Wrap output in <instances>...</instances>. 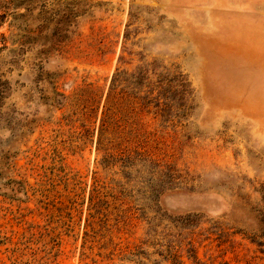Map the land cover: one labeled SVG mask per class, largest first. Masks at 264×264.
I'll list each match as a JSON object with an SVG mask.
<instances>
[{
    "label": "rangeland",
    "instance_id": "obj_1",
    "mask_svg": "<svg viewBox=\"0 0 264 264\" xmlns=\"http://www.w3.org/2000/svg\"><path fill=\"white\" fill-rule=\"evenodd\" d=\"M263 218L264 0H0V264H264Z\"/></svg>",
    "mask_w": 264,
    "mask_h": 264
},
{
    "label": "trees",
    "instance_id": "obj_2",
    "mask_svg": "<svg viewBox=\"0 0 264 264\" xmlns=\"http://www.w3.org/2000/svg\"><path fill=\"white\" fill-rule=\"evenodd\" d=\"M119 74L118 73H115L112 77V80H111V84H110V91L112 94V99H114L112 101V103H123L124 101H126V103H128L127 101V98H125L124 94H125V91L123 89V86L119 87L122 82H121V79L119 80ZM134 83H136L137 85L140 83V79L138 80V78L134 81ZM119 88V90H118ZM111 106L107 107L106 108V111H105V114L103 116V120H102V124H101V127L103 130H106V128L108 127L109 125V121L107 122V120H105L106 118H110V111H111ZM264 220V218H263ZM257 244L261 247L264 246V233H261L259 235V238L257 239ZM263 252V251H262Z\"/></svg>",
    "mask_w": 264,
    "mask_h": 264
}]
</instances>
